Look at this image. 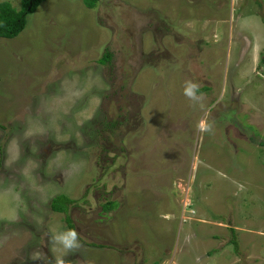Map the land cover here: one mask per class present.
Segmentation results:
<instances>
[{
  "label": "rangeland",
  "instance_id": "rangeland-1",
  "mask_svg": "<svg viewBox=\"0 0 264 264\" xmlns=\"http://www.w3.org/2000/svg\"><path fill=\"white\" fill-rule=\"evenodd\" d=\"M263 58L264 0L41 3L0 38V264H264Z\"/></svg>",
  "mask_w": 264,
  "mask_h": 264
},
{
  "label": "trees",
  "instance_id": "trees-1",
  "mask_svg": "<svg viewBox=\"0 0 264 264\" xmlns=\"http://www.w3.org/2000/svg\"><path fill=\"white\" fill-rule=\"evenodd\" d=\"M46 0H20V8L17 10L9 2L0 3V38L12 39L17 37L25 28L26 18L29 14L36 11L38 6ZM97 0H85V5L88 8H93ZM111 59V54L105 53L100 59V62L105 64ZM264 64V58L261 61ZM205 87H202V91ZM116 127L115 122L104 125L106 129H112ZM73 200L65 195H58L52 198L50 207L53 212L66 214L65 222L68 229H74L70 218L67 216V208ZM116 204L113 201H107L103 205V210L108 211L115 208ZM234 243V241H233Z\"/></svg>",
  "mask_w": 264,
  "mask_h": 264
},
{
  "label": "clouds",
  "instance_id": "clouds-1",
  "mask_svg": "<svg viewBox=\"0 0 264 264\" xmlns=\"http://www.w3.org/2000/svg\"><path fill=\"white\" fill-rule=\"evenodd\" d=\"M199 89V83L192 81L185 82L183 94L192 102L194 107L197 105L203 107V95L199 93ZM198 129L202 133L211 134L213 131V125L205 120H201L198 124ZM50 244L53 247H59L63 249L66 253L76 252L83 247V245L80 243L79 233L75 229H66L51 236ZM55 264H65V260L63 258L56 259Z\"/></svg>",
  "mask_w": 264,
  "mask_h": 264
}]
</instances>
